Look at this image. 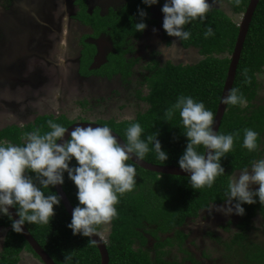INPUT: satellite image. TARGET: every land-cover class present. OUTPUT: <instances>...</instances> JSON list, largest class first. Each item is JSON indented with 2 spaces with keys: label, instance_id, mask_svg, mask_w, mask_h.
Here are the masks:
<instances>
[{
  "label": "trees",
  "instance_id": "obj_1",
  "mask_svg": "<svg viewBox=\"0 0 264 264\" xmlns=\"http://www.w3.org/2000/svg\"><path fill=\"white\" fill-rule=\"evenodd\" d=\"M11 1L7 0V4H12ZM137 1V8H132L134 10L131 11V16L125 11L123 18L113 25V32L121 41H125L128 36L136 38L141 36L142 32H136L135 29V23L141 22L138 9L147 13L143 22L147 24L150 20L151 6L145 5L142 0ZM231 2L235 11L240 13L245 11L246 8L241 6L242 4L247 5L248 0H231ZM206 26L213 28V36L204 37ZM185 28L190 30L191 37L182 41L183 46L198 48L204 59L195 65L186 67L171 63L159 67V63H155L154 72L147 78L149 94L143 98L149 104V109L145 113L138 114L133 120L119 122L111 119L107 123L106 118L99 119L101 125L110 127L124 141H126V129L134 122L140 123L144 129V137L158 132L157 138L162 150L167 152L168 159L165 162L160 161L155 151L152 150V145L149 144L150 151L143 160L153 164L178 166V159L185 149L187 138L183 134L185 129L180 123L178 112L171 120H166L165 117L166 109L175 103L178 96L187 95L197 101H202L206 109L214 113L215 119L231 62L230 55L239 34L236 23L222 10L216 8L210 9L204 22L196 20L186 25ZM91 61L89 60L87 66ZM115 64L116 59L114 64L111 63L108 75L113 71ZM263 73L264 0H261L247 34L233 86L239 89L246 99V104L243 106L228 105L218 132L219 134L239 133V139L234 141L232 151L221 160L225 174L217 177L210 188L193 190L188 183V177L157 174L146 171L135 164L136 186L133 191L119 197V203L115 206L118 215L111 221L110 233L107 236L110 264H179L176 261L170 263L169 260L163 259V256L168 254L165 248L168 247L167 240L170 238L159 241L151 247L148 245L147 235L156 238L158 232L170 233L181 226L187 217L198 214L200 209L209 207L211 204H223L224 193L231 174L239 171L240 168L249 166L250 162L261 157L260 145L264 138V105L257 106L256 103L258 91L261 88L259 77ZM87 110L85 116L89 118L90 112L95 111L93 107ZM49 120L66 128L75 122L66 115L44 116L29 125L25 131L17 127L3 130L2 133L0 132V140L7 139L11 143L21 144L23 134L26 132L35 129H40L41 133L49 131ZM245 128L253 129L260 134L258 150L255 152H249L241 147ZM197 150L204 152L203 146L198 147ZM75 163L73 159L72 164L75 165ZM128 163L133 162L129 160ZM158 176L161 178H156ZM63 188L75 207L78 203L77 189L68 179L66 172ZM44 191L46 194H57L55 188L51 186ZM243 207L245 214L236 224V232L232 237L223 239L215 236L216 246L218 248L224 246L222 248L223 257L222 262L211 260V263L264 264V243L251 239L254 220L259 215L264 218V205L257 201L251 205L244 204ZM54 212L55 215L50 224L26 223L25 225L55 263L64 264V254L71 251L72 264H101L100 252L93 241L89 237L73 235L71 229L67 227L71 216L61 201L59 206H54ZM230 223L232 222L226 226L227 230L230 228ZM0 229L7 230L0 264H20L23 250L34 253L21 233L12 230L11 221L7 216L0 217ZM102 229L103 226H98V232ZM176 235L180 237V232H176ZM213 235L215 234H207L209 238L210 236L213 238ZM154 250H160L156 260L152 259L150 253ZM204 254L207 256L206 252Z\"/></svg>",
  "mask_w": 264,
  "mask_h": 264
},
{
  "label": "clouds",
  "instance_id": "obj_2",
  "mask_svg": "<svg viewBox=\"0 0 264 264\" xmlns=\"http://www.w3.org/2000/svg\"><path fill=\"white\" fill-rule=\"evenodd\" d=\"M158 2L142 0L147 6ZM210 7L209 0H165L161 7L162 28L177 41L188 40L191 32L185 26L196 20L204 22ZM138 14L141 22L135 23V29L136 32H143L147 27L143 22L147 13L138 9ZM203 35L205 38L213 36V28L206 26ZM172 43L176 44V41ZM42 62L40 59V66ZM221 103L243 106L246 99L239 89L231 88L221 98ZM177 112L187 138L178 166L189 173L188 183L193 190L210 188L217 177L225 174L221 160L232 151L239 133L219 134L213 127L214 113L206 109L202 101L191 96H178L175 103L166 109V120H171ZM48 128L50 130L43 133L40 129L24 133L21 144L0 142V216H7L12 230L17 233L24 230L26 223L50 224L55 215L54 206L60 205L61 198L58 194H46L44 189L63 185L66 172L77 189L78 201L72 209L67 227L73 235H98V226L108 225L118 215L115 206L119 203V197L133 191L136 186L135 163L128 161H142L150 151L149 144L160 161L168 159L157 138L159 133L144 137V129L139 122L130 124L125 132L126 141L122 143L113 134L114 130L106 125L93 127L91 124H77L69 131V128L49 120ZM259 136L255 130L245 128L241 147L249 152L257 151ZM200 146H203V153L197 150ZM73 159L75 165L72 164ZM253 185L258 187L253 189ZM224 196L223 204L216 206L215 210L226 216H243L244 204L251 205L258 201L264 205V157L232 173ZM10 208H15L16 219H13ZM198 216L199 213H196L193 217L197 219ZM102 239L107 246V239L103 235ZM198 256L210 261L204 252ZM63 260L64 264H72L71 251L64 254Z\"/></svg>",
  "mask_w": 264,
  "mask_h": 264
},
{
  "label": "flooded vegetation",
  "instance_id": "obj_3",
  "mask_svg": "<svg viewBox=\"0 0 264 264\" xmlns=\"http://www.w3.org/2000/svg\"><path fill=\"white\" fill-rule=\"evenodd\" d=\"M60 1H65L68 7L66 8L65 5V8H62V10L58 11L59 13L64 15L63 22H66V25L64 27L63 25L61 26V30H60L61 32L59 33L58 39L56 41L57 43L60 42L64 44V46L68 44V47L71 48L72 52H69V55L71 56L67 55L64 62L67 64V62L69 61L71 65V71H74L73 78H70L71 84H67L64 82L63 84H67V89L70 86L73 87L74 85H77L79 87V91L78 89L76 91H78V95L80 96V84L86 83V89H84V87L82 88L83 95L87 94L88 92H91L88 96L85 95L86 97L84 99L78 98V100L75 101L76 108L73 109L74 112L78 111V113H77V117H76V113L74 114L75 117L73 119L75 121L74 124L80 122H86V123L91 122L101 125L99 123V119L105 118L104 114L103 113L99 114V116L95 118H86L85 114L88 112L87 108L93 107L94 111H96L99 106L104 105L109 101L111 95L117 94V91H119L122 88H126L124 84H126V86L130 88L131 84L129 82L132 80L131 77L133 76L132 73L133 68L135 67L137 62L141 60L142 57L147 59L150 57L148 60L150 65L146 64V66L148 69L151 70V74L154 72L153 67L155 63H159V67H163L168 63H171L176 66L182 65L186 67L192 65L190 63L191 58L192 60H194V57L195 58L197 57L194 54V52H196L200 57H203L200 54V50L198 48H195L193 46H189L186 48L183 46L182 41H177V38L167 36V34L162 28L163 13L161 12V7L163 6L165 0H159V2L156 5L151 6L149 11L150 20L147 23V27L142 32L141 36L138 38L134 36H128L125 39V41H121V39L115 36L113 32L114 29L113 25L117 20H121L123 18L125 11L128 13V15L131 16V11L134 10L132 8H137L136 7L138 2L137 0H60ZM250 1L251 0H248L247 5L242 4L241 7L246 9L244 12L238 13L235 11L234 9L235 7L232 5L231 0H209L211 5L210 9L216 8L222 10V8L223 9L231 8V11L234 15H241L242 18L247 8L249 7ZM25 2H26L25 0H12L11 1L12 4H9L8 8H5L3 14H0V102H2L5 95H7L8 97H12L13 99L15 96L14 92H19L20 89L26 88L25 86L27 85L26 79L24 78V75H21L22 73L21 70H18L16 68V64L18 63H21L22 65L29 64L33 72L35 70V67L27 62L28 60L27 57L21 53L20 50L21 49L24 50V48L21 46L19 39H17V37L12 32V28L19 27L18 23L20 21L21 14H23V12L29 11V8H24ZM32 3H33V7L31 8H34L35 11L39 10L38 12H45V14L48 16L49 15L48 11L50 12L52 11L51 8L56 9L57 2L56 0H40L39 2L40 4L38 5L36 4L37 0H32ZM39 8H41L42 11ZM222 11L226 15H228L225 10ZM105 12L108 13L107 16L110 15L111 12L115 14V19L113 20L114 21L113 24L102 25V24H98L99 23L98 21L96 22L92 19V17H94L95 16L94 14L96 13H99L103 17H106L104 15ZM230 18L233 20L232 17ZM100 20L108 22L109 17L106 18L105 20L100 18ZM241 20L239 23L233 20L238 26V29H239V25L241 24ZM76 25L80 26L81 29L79 31L76 30L75 27ZM153 29H155L156 31L154 32ZM153 32L155 33V35L151 36ZM68 38H69V42H68ZM173 41H176V44H173L172 43ZM145 42H149V46L147 45L146 48V50L149 51L145 52L141 56H138L140 55L138 52L139 51L138 48H140V46H142V44ZM59 47L61 48V46ZM162 47L165 48L159 51ZM51 50L52 49L46 50L47 52L44 51L43 53L40 54L42 56L30 50L31 55L28 56V57H39L44 62V65H42L41 68L38 69V71L36 70L34 72V74L36 75H34L33 77L34 87L36 91L37 90L40 91V93L37 96V100H34L33 96L30 95L29 93H27L26 95L17 94L24 98L23 102L28 100L29 103L31 102L30 104L34 106L33 111H35V113H32L33 111L30 112L32 109V106L30 105L31 109L28 108L29 110L27 111V113L24 116H22L18 113L19 112L18 105L13 107L10 106L8 103L4 102L6 105L0 106V124H3L5 122L8 123L7 125L10 126L1 125L0 126L1 133L3 130H8L11 127H17L20 130L25 131V129H27L29 125L34 124L37 119L44 116L66 115L64 113H59V114L53 113L51 111L52 109L50 108L51 104H49L52 103V100L50 99L52 97L49 96L50 92L47 91V87H48L47 79L50 75H53L52 68H50L52 66L49 64L53 56L54 55L57 56L59 54L57 50H56V54H54L55 52L52 53ZM181 50L186 51V56L188 57H184L183 56L184 53L182 54ZM164 51H169V52L168 54H165ZM112 54H115L120 57L118 58L119 60L114 65V68L112 69L113 71L110 73V75H108L109 73L108 71L111 63L113 62L114 64V61L111 59ZM232 54L230 55V58L232 57ZM176 55L180 59H182L180 63H177ZM227 56L229 55L227 54ZM89 60L92 61L90 62V65L87 66ZM94 64H98V65L94 66ZM43 67H45V73L43 72L44 70H42ZM147 78L148 77H145L143 83L145 82L148 84ZM63 86L62 88L66 96H68V92L70 94L71 93L74 94V90H71L70 88L67 90L65 85ZM102 87L109 91V92L107 91L108 94H105L103 92V89H101ZM42 90H46V91H42ZM259 91H258V98H259ZM41 101L45 102V104L46 102L49 104L48 106L45 105L46 111H44L43 113L39 110ZM256 105L257 106L262 105L258 102V99ZM8 108H11L10 110H12L13 112H17L16 115L11 116L13 112L10 114V111H7ZM8 116L10 117L5 121V118ZM30 116L31 117L34 116L35 120L32 121L31 123L24 125L23 129L16 124L17 122L16 120L20 119L26 121ZM111 119L116 120L115 118H106L105 120L108 123ZM0 142H10V141H8L7 139H2L0 140ZM260 151H262L261 157H264V138H263V142H261L260 145ZM220 205L222 204H211L209 207L200 209L198 211L199 216L197 218H200L201 216L200 213L202 214L203 212L209 211L212 207H216ZM210 212H212V214L215 213L214 215L217 217H219L221 213L220 212L218 214L216 210H212L207 212V214H209ZM236 217L238 218V222H239L242 216L237 215ZM194 218L195 217L193 216L187 217L181 226L175 228L170 233L164 234L162 232H158V237L156 238L147 235V238L149 239L148 245L154 247L153 245L159 241H163L164 239L167 238H176L177 237L176 232H180L179 239L183 238L184 244H186V247L184 246V248H186L191 253L193 260L195 262H198L197 259H199V256L196 255L193 248V244L191 245L190 242L194 237L202 236L203 234L199 226L198 228L193 226L192 220H194ZM219 219H222V217L217 218L215 222L218 221ZM198 229L200 231H198ZM101 232L102 230L99 231L100 234ZM183 234L186 237H183ZM108 235L109 233L107 235L105 234L104 237H107ZM4 246H5V241L1 255L4 251L3 250ZM166 248L168 247L166 246ZM172 250L173 248L167 250L168 254H170V251ZM26 251L28 250H23L22 253L29 254ZM151 252L152 251H150V253ZM153 253L154 256L151 255L153 257L152 259L156 260L157 255L159 256L160 250H154L152 254ZM178 255L180 256V260H182L179 264H187V263L190 264L186 256L181 255L180 251H178ZM35 256L37 258L36 260L41 262V260L37 257L36 254ZM199 260H202V263L207 262L202 258H200ZM20 264H22V259Z\"/></svg>",
  "mask_w": 264,
  "mask_h": 264
},
{
  "label": "rangeland",
  "instance_id": "obj_4",
  "mask_svg": "<svg viewBox=\"0 0 264 264\" xmlns=\"http://www.w3.org/2000/svg\"><path fill=\"white\" fill-rule=\"evenodd\" d=\"M25 1H26L25 4H29V6H28L29 11L23 12L27 23L25 24V28L20 26L19 23H18L19 27L12 28V32L16 37H18V31H21V30H19L20 28H24L28 34L31 33L30 30H33L29 21H30V19H33L34 17L36 18V13H35L36 11L34 10V8L30 7V6L33 7L32 0H25ZM59 1L60 0H56V2H57L56 3V9L51 8L52 11L51 12L48 11V12H49V15L56 21V24H58L59 26L63 25V27H64L66 25V22H63L64 21V15L57 12V11H60V10H62V8H65V5L67 8L68 5L66 4L65 1H60V2ZM39 2H40V0H37L36 4L39 5L40 4ZM8 5L9 4H7V0H0V14L4 13L5 8H8ZM38 5H36V6H38ZM39 9L41 10V8H39ZM55 10H57V11L54 13V16H53L52 13ZM222 10H225L226 13L230 17H232L235 22H237V23L240 22V20L242 18L241 15H234L231 11V8H224V9L222 8ZM107 14L108 13L105 12L104 15L106 17H103L101 14L96 13V14H94L95 16L92 17V19L96 22L98 21L99 22L98 24H102V25L113 24V22H114L113 20L115 19V14L112 12L108 16H107ZM98 16L103 20H105L106 18L109 17V20H108V22L101 21ZM75 27H76V30H78V31L81 29L79 25H76ZM58 35H54V37H52L53 47L51 48L52 49L51 52L52 53L55 52L54 54H56V50H57L59 52V54L57 56L54 55L50 64H49L52 66L50 68H52V74H53V75H50L47 79V86H48L47 91L50 92L49 96L52 97V98H50L52 100V103H49V104H51L50 108L52 109L51 111L53 113H56V114L64 113L67 116H69V118L71 120H73L75 118L74 114L76 113V117H77V113H78V111L74 112V109L76 108L75 101L78 100V98L84 99L91 92H88L87 94H85L86 96L83 95V92H82L83 89L82 88L84 87V89H86V83H83V84L81 83L80 84V96L78 95L79 87L77 85H74L73 87L72 86L68 87V89L70 88L71 90H74V94H72V93L70 94L68 92V96L65 95L62 86L65 85V87L67 89V84H71L70 78H73L74 71H71V65H70L69 61L66 64L64 62V60L67 57V55H69V52H72V51H71V48L68 47V44H66L64 46V44H62L60 42L56 43V40L58 39ZM153 35H155L154 32L151 34V36H153ZM68 42H69V38H68ZM150 43H152V42H150ZM147 45L149 46V42L143 43L142 46H140V48H138V50H139L138 52L140 54L138 56H141L145 52L149 51V50H146ZM59 46H61V48ZM30 47H32V45ZM30 50H32V49H30ZM32 52H34V51L32 50ZM164 52H165V54H168L169 51H164ZM181 52H182V54L184 53L183 54L184 57H188V56H186V51L181 50ZM194 54L197 57L196 58L194 57V60H192V58H191L190 63L192 65L198 63L199 61H201L203 59V57H200L196 52H194ZM69 56H71V55H69ZM119 57L120 56H117L115 54L111 55V59L113 61L116 59V62L119 60L118 59ZM149 58L147 59V58L142 57L141 60L138 61L137 64L135 65V67L133 68V71H132L133 76L131 77L132 80L129 82L131 84L130 88L128 86H126V84H124V86L126 88H122L119 91H117V94L111 95L109 98V101L106 104L99 106L95 112L91 111L89 114V116H90L89 118L98 117L99 114L103 113L105 118H115L117 121L120 122V121L132 120L133 118L136 119L138 114L145 113L149 109V104L143 98L148 96L149 88H148V84L145 82L143 83V81H144L145 77H149L151 75V70L148 69L146 66V64L150 65V63L148 61ZM27 59H28L27 62L32 64L35 67L34 72L36 70L38 71V69L41 68V66L39 64V61H40L39 57H28L27 56ZM69 59H71V58H69ZM176 60H177V63H180L182 59H180L177 56ZM42 65H44L43 62H42ZM16 68L18 70H21V72H22L21 75H24V78L26 79V84H27V85H25L26 88L20 89L19 92L13 91L15 93V96L13 99H12V97H8L7 95H5L2 102H0V106H2V105L5 106L6 105L5 103H8L10 106H13V107L18 105L19 106L18 107L19 108L18 113L20 115L24 116L27 113V111L29 110L28 108L31 109V106H32V109L30 111V112H32L34 110V106L30 104L31 102L29 103V100L23 102L24 98L20 95H17V94L26 95L27 93H29L30 95L33 96L34 100H37V96L40 93V91L37 90L38 91L37 92L35 87H34L33 77L36 74H34L32 68L29 64L22 65L21 63H18V64H16ZM56 68H57V70H56ZM42 70H44L43 72L45 73V67H43ZM56 71H57V73H56ZM46 74H47V72H46ZM259 80H260V83L262 82L261 88H260L262 91L261 90L259 91L258 102L260 104L264 105V74L260 75ZM56 81L58 84L56 83ZM63 82L67 83V84H63ZM77 89H78V91H76ZM101 89H103V92L105 94H108L109 91L107 89H105L103 87ZM42 91H46V90H42ZM11 103H13V104H11ZM40 104L41 105L39 106V110L43 113L44 111H46L45 105L48 106L49 104L47 102L45 104V102H43V101H41ZM10 109L11 108H8L7 111H10V114H11L13 111ZM16 113L17 112H13V114H11V116L16 115ZM32 113H35V111H33ZM9 117L10 116L6 117L5 121ZM36 117H37V114H36ZM34 120H35L34 116H32V117L30 116L26 121L20 120V119L16 120L17 121L16 124L19 125V127H21L23 129L24 125L31 123ZM7 124L8 123L4 122L3 124H0V126L1 125L10 126ZM104 124H107V123H104ZM13 125H15V124H13ZM11 128H13V127H11ZM156 178H161V176H158ZM252 187H253V189H255L256 187H258V185H253ZM212 210H215V207H212L209 211H212ZM209 211L203 212L202 214L200 213V215H201L200 218L192 220L193 226L196 228H198V226H199L203 235L194 237L192 239V241L190 242V244L191 245L193 244V248L195 249L194 251L196 254L199 255L200 252H204V253L206 252L207 253V256L209 257L207 260L210 259V261L204 262V264H215V263H211V260H218V263H219V260H221V262H222V257H223V249L222 248H224V246H221L222 248H218L216 246V243L214 240L215 235L217 237H220L223 239H227L228 237L231 238L232 235L236 232L235 228H236V224H238V218L236 217L237 215H235V214L226 216L223 213L217 212L218 214L220 213L219 217H222V219H219L218 221L215 222V220L219 217L215 216L214 215L215 213L212 214V212L207 214V212H209ZM229 222H232V223H230V228H229V230H227L226 226H228ZM110 227H111V222L108 225L103 226L101 234H103V236H104L105 234L107 235L108 233H110ZM198 231H200V230L198 229ZM208 231H209V235L211 233L215 234V235H213V238L211 236H210V238L207 236ZM6 232H7V230L0 229V255L2 252L3 245H4ZM183 237H186V236L183 235ZM105 238L107 239V237H105ZM251 239L255 242L264 243V218L261 216H258L254 220V230L251 233ZM206 242H210V243H206ZM167 243L169 245H168V248L165 249V251L170 250V248H173V250L170 251V254L163 256L164 260L165 259L169 260L170 263L173 261L180 263L182 261V260H180V256L178 255V251H180L181 255L186 256V258L188 259L190 264H197V262H195L193 260L191 253L186 248H184V246L186 247V244H184L183 238L179 239L178 236L176 238H170L167 240ZM26 252L31 254V255L26 254V253H22V255H21L22 264H42L40 261L36 260L37 258L35 256V254H33L29 251H26ZM151 255L154 256V253L152 254V252H151ZM157 257H158V255H157ZM35 260H36V262H35ZM218 263H216V264H218ZM187 264H189V263H187Z\"/></svg>",
  "mask_w": 264,
  "mask_h": 264
},
{
  "label": "water",
  "instance_id": "obj_5",
  "mask_svg": "<svg viewBox=\"0 0 264 264\" xmlns=\"http://www.w3.org/2000/svg\"><path fill=\"white\" fill-rule=\"evenodd\" d=\"M260 0H251L249 7L247 8L242 20L241 24L239 25V34L235 43V47L233 50V54L231 57V62L229 65V70L226 78V82L224 85L222 97L225 96L228 92L229 89L233 88L235 80H236V75H237V70L238 66L241 60L243 48L247 39V34L250 28V24L252 22L253 16L255 14V11L257 9V6L259 5ZM29 4H25L24 8H28ZM32 7V6H30ZM57 10L53 11V16L54 13ZM58 12V11H57ZM21 14V13H20ZM30 24L33 30H30L31 33L28 34L26 32L25 24L26 19L24 16V13L21 14L19 24L20 26L24 28H20L18 31V39L22 47H24V50L21 49V53L24 56H29L31 55L30 49H32L34 52L37 54H41L46 50H49L53 47V41L52 37L54 35H58L61 30L62 25L56 24V21L50 16L46 15L45 12H38L36 11V18L34 17L33 19H30ZM56 40V39H55ZM57 43V41H56ZM32 45V47H30ZM21 47V48H22ZM42 56V55H40ZM96 63V62H95ZM98 65V64H94ZM37 69V68H36ZM221 97V98H222ZM228 104H223L219 103L218 110L215 116V124L213 125L214 130L219 132L221 122L223 120V117L226 113ZM77 124H80L81 126L91 124L93 127L98 126V124L94 123H86V122H80V123H75L69 127V131L73 127H75ZM101 126V125H99ZM113 131V130H112ZM113 134L117 137L119 142H123L124 140L116 133L113 131ZM67 133L65 134V139H67ZM61 141H57V143H60ZM133 163L141 167L142 169L146 171H150L153 173H158V174H167L171 176H185L189 177V173L184 172L183 170L180 169L179 166H173V165H157V164H152L149 163L145 160L142 161H133ZM57 194L61 198V202L63 204V207L67 211V213L71 216L72 209L74 208L73 205L71 204L70 200L68 199L66 193L64 192L63 185H56L54 186ZM9 211L12 213L13 219H16V210L15 208H10ZM23 231L20 232L21 235L24 237V239L27 241L31 249L34 251V253L38 256V258L41 260L42 263L44 264H56L54 260L51 258V256L44 250V248L39 244V242L33 237V235L30 233L26 225L23 226ZM93 243L97 246L99 249V252L101 254V264H110V255L108 252V248L102 239V235L98 233V235H94L89 237Z\"/></svg>",
  "mask_w": 264,
  "mask_h": 264
},
{
  "label": "bare ground",
  "instance_id": "obj_6",
  "mask_svg": "<svg viewBox=\"0 0 264 264\" xmlns=\"http://www.w3.org/2000/svg\"><path fill=\"white\" fill-rule=\"evenodd\" d=\"M258 74H259V73H258ZM263 74H264V73H263ZM262 79H263V78H262ZM262 79H261V80H262ZM261 83H262V82H261ZM261 91H262V90H261Z\"/></svg>",
  "mask_w": 264,
  "mask_h": 264
}]
</instances>
